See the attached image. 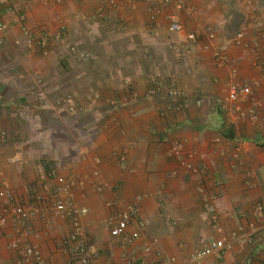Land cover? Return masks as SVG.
Returning <instances> with one entry per match:
<instances>
[{"label": "crops", "instance_id": "obj_1", "mask_svg": "<svg viewBox=\"0 0 264 264\" xmlns=\"http://www.w3.org/2000/svg\"><path fill=\"white\" fill-rule=\"evenodd\" d=\"M108 1L8 0L21 8L29 31L53 38L44 56L28 46L18 14L0 0L7 26L0 31V211L31 207L38 238L27 242L51 264H72L57 246L71 222L54 209L67 198V183L86 212V241L99 252L93 264H197L195 251L224 238L228 250L202 264H264V209H257L264 203V69L252 66L255 56L264 58V0L252 14L241 0H189L196 17H182L184 34L215 33V45L238 69L236 82L253 88L256 121L221 111L229 69L205 49L204 36L190 52L181 50L184 34L169 31L172 7L158 6L153 20L145 0H114V17L97 19ZM251 17L259 21L255 28ZM243 30L251 35L240 47L235 37ZM159 85L185 93V109L167 111L165 94L149 97ZM72 105L82 110L71 113ZM174 144L197 154L195 163L207 168L202 179L169 157ZM5 187L12 203L2 197ZM129 205L138 214L126 235L113 239L107 223ZM20 240L11 223L0 228V264H17L13 244Z\"/></svg>", "mask_w": 264, "mask_h": 264}, {"label": "built area", "instance_id": "obj_2", "mask_svg": "<svg viewBox=\"0 0 264 264\" xmlns=\"http://www.w3.org/2000/svg\"><path fill=\"white\" fill-rule=\"evenodd\" d=\"M146 3L151 5L150 12L151 18L154 20L158 13L159 7H172L174 13L169 17V31L173 34H184L185 27L182 21L183 16L196 17L195 9L191 6L189 0H157V4L154 5L152 0H145ZM245 6L248 13H253L252 5L256 0H241ZM1 4L5 7L6 12L18 14V20L21 25V31L27 38V44L31 48L40 50L44 56H48L49 48L53 43V38L47 32L40 34H34L28 30L25 25V17L21 13V8L18 5L8 3V0H1ZM107 9L104 11L100 9L95 13L97 19L106 18L107 20L114 17L113 12L116 9V3L114 0H109L107 4ZM106 13V14H104ZM106 15V16H105ZM252 28L257 27L259 21L255 17H251ZM7 26L0 22V31H6ZM251 33L246 30L240 31L235 37V43L240 46H246V41L250 37ZM206 39V50L213 51V56L215 57L220 68H228L230 79L226 83L225 88V99L219 105L222 112L231 114L233 117L238 119H245L250 121H256L258 119L257 104L254 101V92L252 86L248 84H242L236 82L235 78L238 76V69L235 67H230L228 58L222 53V50L215 45V33L211 30L202 32L197 30L196 32H190L184 34V41L181 50L188 53L191 51V46L196 43L202 37ZM82 59L89 60V55L81 54ZM253 67H262L264 69V58L255 56L252 61ZM126 87H129L126 84ZM165 94L167 97L166 110L180 112L187 106L186 95L181 90L174 87H166L162 90L161 86H156L151 89L148 93L149 97H156ZM250 101L251 105L244 109L241 107V103ZM201 104V101L197 102ZM70 112L75 113L76 111L82 110V108L72 105L70 107ZM6 134H2V139H5ZM169 157L171 159H176L179 161V165L190 175L196 176L202 179L204 175L207 174V168L204 166L197 165L195 163L197 159V154L195 152L185 153L180 144H174L169 152ZM12 163L16 166L23 168L24 162L18 157L12 159ZM52 175H55L54 172ZM72 183H67L62 192L66 195V199L58 200L54 205L56 213L64 219H68L71 222L72 230L70 235L58 242V248L67 253L70 257L72 264H93L94 260L99 257V252L94 249L86 241L85 227L81 221L82 217L86 215V212L75 206L72 201ZM200 192L203 189L199 188ZM2 197L12 203L14 201V195L11 190L5 187ZM205 209L211 215L214 221L217 220L216 208L213 198L207 197L205 199ZM258 210L264 209V203L257 204ZM33 211L31 207H12L9 209H4L0 211V228L5 227L11 223L15 228H17L18 233L21 235L22 240L13 244L14 250L18 254L17 264H51L43 252L33 244L28 243L29 238L36 237L38 235L30 227L29 220L32 217ZM138 214V208L135 205H129L124 209L116 219L110 220L107 223V228L110 229V235L113 239H119L124 237L128 231V228ZM232 238H236L232 235ZM227 239H219L210 241L205 247L198 249L192 255L194 261L197 264H202L203 260L211 255H221L224 254L229 246L227 244ZM147 252L151 251L150 247H147ZM130 264H176L173 259L157 260V261H145L132 259L129 261Z\"/></svg>", "mask_w": 264, "mask_h": 264}]
</instances>
